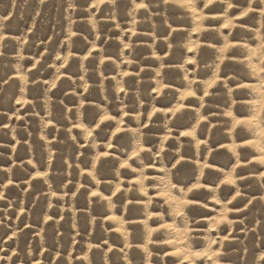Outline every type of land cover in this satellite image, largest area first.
Wrapping results in <instances>:
<instances>
[{"label":"rangeland","instance_id":"374dc122","mask_svg":"<svg viewBox=\"0 0 264 264\" xmlns=\"http://www.w3.org/2000/svg\"><path fill=\"white\" fill-rule=\"evenodd\" d=\"M206 4L0 0V264H264V0Z\"/></svg>","mask_w":264,"mask_h":264},{"label":"snow or ice","instance_id":"6c2138e0","mask_svg":"<svg viewBox=\"0 0 264 264\" xmlns=\"http://www.w3.org/2000/svg\"><path fill=\"white\" fill-rule=\"evenodd\" d=\"M166 2H175V0H166ZM213 0H208V4L205 5V7H209L212 4ZM181 6L182 7H191L192 6V0H181ZM231 7V5H229ZM138 7H146V5H138ZM249 13L245 12L242 15L243 16H247ZM200 19H204V17H201ZM127 47V45H126ZM229 47L235 48L236 45H229ZM264 55V46H262L261 49H256V50H252L251 54L249 55L248 59H249V67L252 69V75L257 76L260 81L261 84L258 86H253L252 90L257 92L259 94L260 99L257 101H249L246 102L244 105H242V107H246L248 108L250 111L254 109L253 114L250 116L249 119L247 120H236L235 121V128L243 131H251L254 133H257L258 135V139H256L255 141L252 140H247L246 141V145H251L254 146L258 149V151H260L262 154H264V146H262V142H264V92H262L260 89L261 87H264V60L260 61V64H254L252 63V59L255 57L256 59H260V56ZM127 75V73H126ZM216 83V81H213L212 84L209 85V87H212V85H214ZM53 87H55V85H53ZM249 85L244 84V85H240V91L243 92L245 89H248ZM188 96H194L195 93L194 92H189L187 94ZM208 93L205 92V96H207ZM176 111H181L180 108H178ZM173 115H175V113H173ZM228 116H231L232 113L229 112L227 113ZM110 119V117L108 116H104L102 118L101 123H103V121H106ZM202 119H206V118H202ZM97 127H100V125H97ZM122 129H117L116 132L113 133V136H116L117 133L121 132ZM134 131H138V130H134ZM89 135H92V133L90 132ZM183 135H189V136H193V138L195 137V129H193L192 132L190 133H183ZM109 147H112V145L110 144ZM107 155V154H105ZM134 156L137 155L136 153L133 154ZM181 163V161H177V164ZM260 163H264V155L261 156L260 159ZM122 167H128V163L127 161H125L124 165H122ZM175 167V166H174ZM237 167H240V165H237ZM235 171V169H234ZM143 175L141 176V179H139L137 181V183L143 184ZM225 184H235L236 181L234 179H227L226 181H224ZM171 187H175V185H172ZM200 186L198 185L197 188H199ZM117 191L119 192L120 189L117 188ZM98 195V193H93V196ZM115 195V193H114ZM240 193H237V196H239ZM160 197L164 198V197H168V199L166 200V202H168L170 204V206L172 204L175 205L174 208V215L176 217H180L183 221L186 222L187 217L184 214L183 209L184 208H191L193 206V202L191 200L189 201H179L176 200L174 198L169 197V193L167 191L165 192H161L160 193ZM3 198V197H0ZM236 197H233V200H235ZM217 203H219V201H217ZM229 203H231V201H229ZM200 207H207V205H199ZM227 211H230V209L226 210L225 213L222 215V218L220 221H218V223H232V221L227 219ZM162 219V217H160ZM158 222V221H157ZM175 223V221H174ZM213 227H216V225H213ZM164 228H168V229H172L175 233H176V237L177 239L175 241H166L165 243L168 244H172V243H182L183 241L187 240L188 235L191 231V229H184L181 230L179 228H173V225H162L160 229H153L154 232H159L161 230H163ZM225 240H227V237H225ZM212 243H216V241H212ZM209 249H211V244L208 245ZM145 250H147V248L145 247ZM172 255H180V252H174L171 253ZM222 255V253L219 252H213L212 255H209L207 251L205 252H197L195 253L196 258H207L209 261H211L213 259V257L215 256H220ZM186 259H188L186 257Z\"/></svg>","mask_w":264,"mask_h":264}]
</instances>
